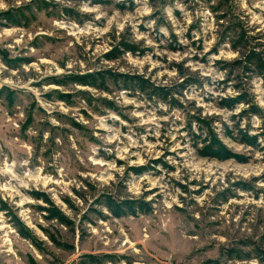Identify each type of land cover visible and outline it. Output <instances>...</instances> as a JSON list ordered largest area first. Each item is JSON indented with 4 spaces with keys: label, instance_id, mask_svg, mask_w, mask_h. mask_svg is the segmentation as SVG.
Listing matches in <instances>:
<instances>
[{
    "label": "rangeland",
    "instance_id": "obj_1",
    "mask_svg": "<svg viewBox=\"0 0 264 264\" xmlns=\"http://www.w3.org/2000/svg\"><path fill=\"white\" fill-rule=\"evenodd\" d=\"M1 87L0 264H264V0H0Z\"/></svg>",
    "mask_w": 264,
    "mask_h": 264
},
{
    "label": "trees",
    "instance_id": "obj_2",
    "mask_svg": "<svg viewBox=\"0 0 264 264\" xmlns=\"http://www.w3.org/2000/svg\"><path fill=\"white\" fill-rule=\"evenodd\" d=\"M8 12H3V14L5 15V17L7 16ZM11 23H17V21H13ZM126 48L128 50H130L131 52H134L136 48V46L134 45H126ZM114 57V56H112ZM93 74L91 73H87L84 74L82 76H76L74 77V79H72L74 82H78L81 84H87V85H91V86H95V82H93V80H91L90 78L92 77ZM128 78H130L131 80H134L136 82V86L135 88H137V90L140 91H144L147 88H151L150 92H147L149 95L150 94H156L159 95L160 93H157V90L161 89L160 86L158 85H152L151 83L148 84L147 80H145L143 77L137 76V75H133V76H129ZM56 83H59V81H57ZM126 88V86H125ZM4 90L3 87L0 88V93ZM165 94V93H164ZM239 98L237 97H223L220 99L219 101V105L221 107H227V108H232L235 103L238 101ZM238 131V141L247 145H251V146H256L257 145V140H256V136L255 135H251L249 134L245 129L242 130L241 128L237 130ZM227 135L231 138H235V136H233V134L231 133V131H227L226 132ZM198 144L195 143L194 146L197 147V153L200 156H205V157H214L217 159H227V158H236L238 161H245V158H241L240 156L230 152L227 148V146L222 142V140L218 137V135L216 134V131L213 130L212 128L208 127L207 128V132L205 134V136H203L201 138V146L198 147ZM243 186H241L242 188H247L246 184H242ZM32 196H34L35 198H43L45 201L47 200V198L45 196H42V194H40L39 192H32ZM147 202L141 199H135V200H121L119 202H115L113 199L111 198H106L104 205L105 207L111 212L113 213V215L119 217L125 213H131L134 214L135 213V209H138L140 211H147V206H146ZM53 215L55 217H58L59 219H61L60 213L58 211L53 212ZM17 231L20 235H22L23 237H28L27 232H25L24 228L21 226L20 222H15L14 223ZM214 264H219L217 263L215 260H212Z\"/></svg>",
    "mask_w": 264,
    "mask_h": 264
}]
</instances>
